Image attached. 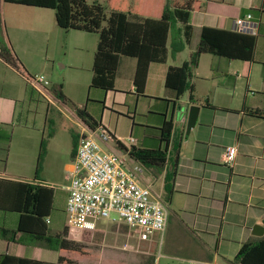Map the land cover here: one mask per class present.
<instances>
[{
    "label": "crops",
    "instance_id": "obj_1",
    "mask_svg": "<svg viewBox=\"0 0 264 264\" xmlns=\"http://www.w3.org/2000/svg\"><path fill=\"white\" fill-rule=\"evenodd\" d=\"M198 1L201 3L200 9L190 12L189 16V23L193 27V35L190 45L175 57H172L170 52H168L167 60L163 63L153 62L149 65L143 96H138L136 94L134 85V75L137 64L136 59L133 61V58L121 56L115 77L114 90L107 92L104 91L103 105L99 118L94 115V112L87 110L95 120L101 121V127L105 131L113 135L116 141H119L128 149L129 146L126 144L127 138L130 136H133L136 139L137 147L156 148L160 146L161 128L164 120L167 119L166 113L163 112V101H173L176 96L174 91L165 86L167 71L170 67L181 66L189 59L190 55L198 46L203 27L234 31V21L238 17L248 13V10H258L261 11L259 15L261 25L257 36V43L259 38L264 39V0ZM234 1L236 2L232 3ZM11 44L13 45V50L16 51L17 48L13 43ZM80 50L82 51L81 48ZM93 51L94 52L91 50L92 61L96 49ZM236 61L239 60H231L212 54H203L201 56L198 68L193 73L194 75L192 79L195 84L194 95L196 102L193 104L191 103V106L197 105L200 107L198 121L188 135L185 132L186 135L184 138L183 135H179V131L175 128L174 114V131L169 144V149H173V146L176 143H180V158L176 175L174 177L173 193L179 192V187H184L185 190H183V193L185 195L195 196L198 199L203 197L204 182H209V179L200 178L202 170L206 171L205 166L210 162L224 164L222 155L225 148L229 146L236 147V158L232 167L229 168V175H225V178L228 177V189L224 201L223 213L225 217L224 221L227 220V215L229 213L233 217L234 215L228 208L230 205H235L236 207L241 208V210H244V220L241 224H236L237 220L228 222V224L237 225L236 229L240 230V233L237 236L235 233L231 235L229 231H227V234L230 236H224L222 234L224 222L222 223L218 245L221 250L225 247V251L222 252V256H220V254L215 255L214 260L216 261L220 256L225 264H232L231 261H233L243 243L256 242L260 238L253 235L252 230L254 226L259 225L264 227V119L250 116L242 111L244 102L249 108L264 111V90L259 99H248L245 96L240 109L232 104L231 98L233 97V94H220V99L216 98L218 94L217 90L219 88L224 89V87H234L237 82L236 78L241 76L236 70ZM0 64L7 68L21 82L15 84L10 79L7 84H0V126L3 130L9 131L11 134L9 142H7L3 135H0V228L15 229L19 214L13 212V209H15L14 194L18 189V184L26 183L52 188L50 182L55 180L56 176L50 169H47L48 165L52 166V162L47 163L49 160L48 147L42 170L38 176H35L39 148L42 138L45 136L42 128L30 126L28 123L29 114L33 111V106L40 102L38 95L29 98L27 95V87L29 85L26 82L25 77L17 70L10 68L3 60H0ZM23 65L25 70L29 71L28 66L25 64ZM65 67L66 65L62 66V68ZM74 67L77 69L80 68L79 65H75ZM249 69L251 70V66ZM121 72L126 73L128 83L127 90H119L118 88L120 79L119 75H122ZM6 74V71L0 68V78L6 76ZM231 78H234L233 86L229 83ZM262 86L264 87V83H262ZM129 95L134 97L135 106L133 111L127 106V98ZM184 95H187L188 97V93ZM65 96L72 102L68 95L65 94ZM140 100H148V103H144L142 109H138ZM22 104L24 106L23 112H25L26 116L23 117V120L20 123H15V120L19 115V106ZM116 106L122 107L126 109V111L119 110V113H121L119 114L116 112ZM78 107L83 106L79 105ZM51 112H57L60 116H63L68 120L73 117L68 118L64 113V109H62L59 104H55L52 100H50V103L46 104L45 121L48 120V115H50ZM114 113H118L119 118H124L129 122V130L127 134H118L117 126L110 128V124L108 125L105 121L108 116H111ZM125 114L128 116L132 115L133 118L132 116L126 117L124 116ZM187 119L188 115L182 119L181 124H186L187 126ZM70 122H74L78 125V127L81 128V131L80 133L71 135V151L69 154V163H67V168H69V170L68 175L65 176V179L68 180L69 183V172L74 160V157H71L73 136L80 137L84 130H88L86 127L78 123L74 117ZM138 127H140V130L137 129ZM54 139V136H52L49 142H52ZM113 146L115 147L116 145L113 144ZM203 163L205 166L201 167L200 164ZM53 165H56V162H54ZM170 167L171 163L169 160L165 165L163 172L159 174V180L162 182L163 194H165V176L170 170ZM216 179L211 180L210 182H218ZM195 181H198L199 185L194 189L192 188V183ZM52 189L54 191V210L56 193L54 188ZM63 193L64 194L61 197V208L59 209L63 214H66L68 186ZM53 210L51 215L47 218V223L49 224L52 233H60L59 224L63 221L60 217L62 214L58 212L56 215L53 213ZM235 216L238 217L240 215L237 214ZM201 233L209 234V232L203 230ZM21 236L22 234H18L17 237L20 238V240L25 239V237ZM26 239L28 240L29 238L27 237ZM203 243L206 246L208 245V242L206 241H203ZM5 254L33 259L44 262L45 264H57L59 257L58 252L47 248L42 243H17L10 240L0 239V257ZM214 264L217 263L215 262Z\"/></svg>",
    "mask_w": 264,
    "mask_h": 264
},
{
    "label": "rangeland",
    "instance_id": "obj_2",
    "mask_svg": "<svg viewBox=\"0 0 264 264\" xmlns=\"http://www.w3.org/2000/svg\"><path fill=\"white\" fill-rule=\"evenodd\" d=\"M128 1L130 3L134 2V0ZM86 2L88 4L100 3L108 12L109 8L106 0H86ZM0 19L5 26L8 39L18 50H14V53L19 64L23 68V64L28 66L29 71H26V73L32 77L44 75L51 83L48 89L53 85L62 84L64 93L70 97L74 105L86 106L88 111L94 112V115L99 118L105 92L102 89L90 86L93 74L91 50L94 52L93 50L96 49L98 35L60 28L56 23L55 11L52 9L11 4L2 2V0H0ZM132 60L135 61L134 58ZM263 62L264 39L259 38L254 62L236 61V70L241 76L236 78L237 82L234 87L219 88L216 98L220 99V94H233L232 104L239 109L245 96L248 99L261 98V93L264 90L262 86V83H264ZM7 65L19 71L17 67L11 64L7 63ZM65 65L66 67L62 68ZM75 65H79L80 68L77 69L74 67ZM250 66L251 70L249 69ZM0 68L7 73L6 76L0 78L1 85L7 84L10 79L15 84L21 83L3 65L0 64ZM121 73L118 88L119 90H127L126 73ZM49 98L52 100L51 97ZM38 99L40 102L33 106V111L29 114L28 124L44 130L49 149L47 163L52 162V166L48 165L47 169H50L56 176V179L50 182L56 193L53 213L56 215L58 212L61 213L60 217L63 219L62 223L59 224V231L61 233L63 228L66 227L68 239L75 241L82 248L92 252L93 255L99 256V258H92L91 260H80L76 264H150L152 258H155L157 264H214L215 262L225 264L222 257H220L223 255L222 252L225 251V247L221 250L218 245L222 223L224 222L222 233L224 236H230L227 231L231 235L235 233L237 236L240 233V230L236 229L237 225L228 224V222L237 220L236 224H241L244 220V210L235 205H230L228 209L234 216L232 217L229 213L227 220L224 221L223 206L228 189V177L225 178V175H229L230 166L216 162H210L207 166L204 163L200 164L201 167H206V171L202 170L200 173V178L209 179V182H204L203 197H200V199L185 195L183 193L184 187H179V192H174L169 198L166 193L163 194L162 192V182L159 180V174L144 168L142 177L148 180L151 188L162 196L169 210L165 232L154 234L149 241H141L138 231L130 229L125 224L118 223L119 218L115 214L111 216V219H115L116 223L109 220H100L95 231L87 232L72 229L67 225L66 214H63L59 208H61L63 192L69 186V181L65 179V176L68 175L69 170L67 163H69L71 151V135L80 133L81 128L74 122H70L73 117L62 106L60 107L64 109L65 115L68 118L72 117L70 120L60 116L57 112H51L48 115V120L45 121L46 104L50 101L40 94ZM127 99V106L133 111L135 106L134 97L129 95ZM144 103L147 104L148 100H140L138 109H142ZM190 106L191 103L187 95L178 100L176 105L175 128L179 131V135H183L184 138L186 124L181 123L182 119L188 115ZM115 108L118 113L119 110L126 111V109L119 106ZM23 110L24 106L22 104L19 106V115L15 123H20L23 117L26 116ZM118 113L108 116L105 121L108 125L110 124V128L117 126L118 134H127L129 122L124 118H119ZM124 116L127 117L128 115L125 114ZM137 129L140 130V127ZM52 136L55 139L49 142ZM103 146L105 148V145ZM108 146L123 155L128 161L130 160L127 153L123 154L121 150L115 149L113 144L110 143ZM54 162H56V165H53ZM214 179L218 182H210ZM198 185L199 182L195 181L192 183V188L195 189ZM237 214L240 216H235ZM202 230L209 232V234L201 233ZM203 241L208 242V245L206 246ZM217 254H220V256L215 261L214 257Z\"/></svg>",
    "mask_w": 264,
    "mask_h": 264
},
{
    "label": "trees",
    "instance_id": "obj_3",
    "mask_svg": "<svg viewBox=\"0 0 264 264\" xmlns=\"http://www.w3.org/2000/svg\"><path fill=\"white\" fill-rule=\"evenodd\" d=\"M11 4L47 8L55 11L57 25L64 30H77L98 35V43L93 59V76L91 87L113 91L115 77L121 56L134 58L137 61L134 85L136 94L143 96L149 65L153 62L163 63L168 52L172 57L181 53L190 45L193 27L189 23L190 12L201 7L198 0H106L107 9L100 3L88 4L86 0H2ZM260 18L261 11L248 10ZM257 35H248L236 31L203 27L196 50L181 66L170 67L166 74V88L175 92V100H164V111L167 119L161 128L160 146L143 148L132 145L126 148L116 141L115 149L128 154L146 170L161 174L170 160L171 167L165 176V193L171 198L174 188V177L179 164L180 143L173 149L169 144L174 131V114L177 101L188 93L190 103H195V84L193 73L198 68L203 54H212L231 60L254 62ZM0 59L19 69L25 78L32 76L19 64L12 44L6 35L0 19ZM264 64V62H263ZM18 71V72H19ZM234 85V78L229 81ZM63 85H53L48 89V96L72 114L74 119L89 131L94 132L101 127V121L95 120L86 106L74 105L63 92ZM27 95L32 98L39 95L30 86ZM103 105V102H102ZM242 111L250 116L263 118L264 111L252 109L244 102ZM0 135L7 142L11 134L0 126ZM79 137V136H78ZM77 136H73L71 157H75L78 144ZM47 154V141L43 137L35 169V176L42 170ZM171 195V196H170ZM54 191L52 188L19 183L14 194L15 209L19 214L15 229L0 228V239L12 242L42 243L47 248L58 252L57 264H76L80 260L99 258L89 250L82 248L75 241L67 238V228L61 233H52L47 218L53 210ZM264 224V220H263ZM18 234L25 239L20 240ZM29 238L28 240L26 238ZM27 240V241H26ZM155 263L152 258L150 264ZM232 264H264V236L256 242H245L241 245ZM0 264H45L44 262L5 254L0 257Z\"/></svg>",
    "mask_w": 264,
    "mask_h": 264
},
{
    "label": "built area",
    "instance_id": "obj_4",
    "mask_svg": "<svg viewBox=\"0 0 264 264\" xmlns=\"http://www.w3.org/2000/svg\"><path fill=\"white\" fill-rule=\"evenodd\" d=\"M260 25V19L248 12L234 21V31L257 35ZM25 80L50 101L48 88L51 83L44 75ZM110 143L116 145L113 135L103 128L94 132L84 130L80 135L69 172L67 225L75 230L92 232L98 228L100 220L116 223L111 219L115 214L119 218L118 223L138 231L141 241H149L154 234L165 232L168 207L162 196L142 177L144 167L131 157L128 161L110 149ZM136 144L135 138H127V146ZM236 155V147L225 148L222 155L224 164L232 167Z\"/></svg>",
    "mask_w": 264,
    "mask_h": 264
},
{
    "label": "water",
    "instance_id": "obj_5",
    "mask_svg": "<svg viewBox=\"0 0 264 264\" xmlns=\"http://www.w3.org/2000/svg\"><path fill=\"white\" fill-rule=\"evenodd\" d=\"M200 107L197 105H192L188 111V119H187V126H186V133L187 135L190 133L191 129H193L198 121ZM253 235L257 237L264 236V227L256 225L252 230Z\"/></svg>",
    "mask_w": 264,
    "mask_h": 264
}]
</instances>
